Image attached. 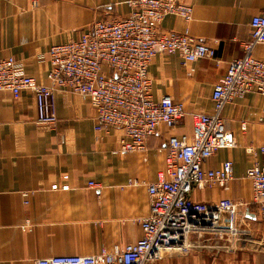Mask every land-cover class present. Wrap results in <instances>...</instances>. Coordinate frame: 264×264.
<instances>
[{
	"label": "crops",
	"instance_id": "crops-1",
	"mask_svg": "<svg viewBox=\"0 0 264 264\" xmlns=\"http://www.w3.org/2000/svg\"><path fill=\"white\" fill-rule=\"evenodd\" d=\"M191 5L190 18L165 16L160 28L182 31L214 49V59L185 62L176 53L159 54L147 72L154 100L169 95L186 114L172 128L159 126L144 149L119 151L123 131L95 129V110L79 94L57 89L53 126L36 122L33 95L24 90L15 99L0 92V264H33L52 255H90L135 242L142 235L140 219L149 213L147 186L164 167L167 139H191V113L212 112L214 84L227 62L244 54L250 19L264 9V0H181ZM126 0H0V58L19 61L25 73L48 83V49L80 37L91 23L127 15ZM253 56L264 62V44ZM221 115L236 145L221 148L203 164L219 168L232 162L228 189L217 183L195 189L191 198L250 201L252 186L244 176L253 162L264 164V95L249 92L224 105ZM245 129H241V125ZM256 148L255 155L247 146ZM93 182L96 185H88ZM57 185L56 189L51 188ZM67 185V189H62ZM247 218L264 237V216L253 208ZM158 262V263H157ZM157 264H264V252H223L218 258L190 255Z\"/></svg>",
	"mask_w": 264,
	"mask_h": 264
},
{
	"label": "built area",
	"instance_id": "built-area-1",
	"mask_svg": "<svg viewBox=\"0 0 264 264\" xmlns=\"http://www.w3.org/2000/svg\"><path fill=\"white\" fill-rule=\"evenodd\" d=\"M126 4L127 15L95 20L80 37L49 47L47 84L26 74L14 57L0 58V92L7 91L17 99L28 90L35 100L36 122L50 126L57 121L54 92L61 89L79 94L95 110L96 130L122 129L120 152L144 149L146 139L159 126L172 128L186 114L184 105L169 95L152 98L147 72L152 58L176 53L185 62L219 60L213 48L195 39L186 28L180 32L160 28L167 15L187 21L191 5L181 0H126ZM256 44H264V9L250 19L244 54L228 61L225 75L214 84L212 112L190 114L193 132L189 141L176 136L167 139L164 167L147 186L149 213L140 219L139 239L110 251L52 255L33 264H156L163 254L185 255L191 249H229L238 244L264 252V237L254 235L245 216L250 208L264 216V164L253 162L245 170L252 186L250 201L225 198L207 203L191 198L193 190L213 183L228 189L232 162L225 160L215 169H204L203 164L217 150L236 145L221 115L224 105L249 92L264 95V62L252 54ZM246 150L256 153L251 145ZM259 150L263 152L264 147ZM61 188L67 189V185Z\"/></svg>",
	"mask_w": 264,
	"mask_h": 264
},
{
	"label": "rangeland",
	"instance_id": "rangeland-1",
	"mask_svg": "<svg viewBox=\"0 0 264 264\" xmlns=\"http://www.w3.org/2000/svg\"><path fill=\"white\" fill-rule=\"evenodd\" d=\"M253 233L256 237H258L259 234H257V232H255V230H253ZM230 251H243V252H248V253H260L258 250H255V249H252L249 247H244V246H241L240 244H238V246L231 247L229 249L223 248V249L217 250L214 248H211V249L204 248V249H201L199 251H197L195 249H191L185 255H181V254H177V253L165 254V255L163 254V257L159 260H162V259H181V258L189 257L190 255H199L201 257H209V258L213 259V258H218V256L220 254H222L223 252H230Z\"/></svg>",
	"mask_w": 264,
	"mask_h": 264
},
{
	"label": "water",
	"instance_id": "water-1",
	"mask_svg": "<svg viewBox=\"0 0 264 264\" xmlns=\"http://www.w3.org/2000/svg\"><path fill=\"white\" fill-rule=\"evenodd\" d=\"M245 216L247 217V218H254V215L253 214H250L248 211H246L245 212Z\"/></svg>",
	"mask_w": 264,
	"mask_h": 264
}]
</instances>
